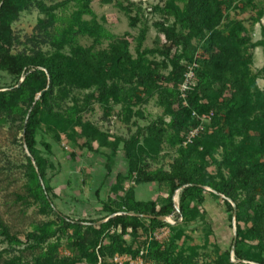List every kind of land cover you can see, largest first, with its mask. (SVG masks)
Listing matches in <instances>:
<instances>
[{
    "label": "trees",
    "instance_id": "1",
    "mask_svg": "<svg viewBox=\"0 0 264 264\" xmlns=\"http://www.w3.org/2000/svg\"><path fill=\"white\" fill-rule=\"evenodd\" d=\"M52 1L0 0V71L15 79L13 86L0 89V123L18 120L19 129H25L21 141L34 159L24 157L25 188L32 200L27 204L55 215L60 227L32 231L22 239L10 234L0 219L1 242L8 245L0 251V264H28L26 252L33 255L29 264H129L115 261L117 256L140 258L144 263L196 264L199 250L196 245L177 248L176 242L184 235L183 227L171 226L158 218L175 214L180 218L179 224L204 223L207 197L219 202L230 223L233 207L229 201L236 208L235 248L232 250L231 245L221 250L215 246V255L209 264H264V127L262 137L250 135V130L264 126V92L257 90L251 77L248 53L260 47L264 55V27L261 38L251 42L244 21H232L227 16L243 1L246 8L251 6L252 0H169L162 11L164 22L155 23L166 43L154 48L143 47L149 30L144 22L136 37L128 32L108 36L105 49L95 48L101 37L97 25L94 23L89 29L80 23L81 16L90 14L85 9L93 0ZM186 1L198 3L202 13L181 10L179 4L184 5ZM112 2L100 0L103 5ZM71 3L78 8L77 14L71 15V23L74 21L79 27L72 29L66 38H58L52 14ZM31 8L47 19L38 21L33 33L25 37V43H20L12 25L21 13ZM140 10L137 8L138 12ZM263 16L260 9L253 21L258 22ZM169 20L171 24L167 27L165 22ZM222 20L224 25L219 30L217 27ZM137 21L135 16L132 22ZM225 32H228L227 37L223 36ZM78 34L88 35L93 44L88 48L71 46L65 53V43H70L72 36ZM193 40L197 44L194 45ZM18 46L23 49L18 50ZM173 48H180V52L167 63L166 58ZM199 48L208 57L196 56ZM186 63L196 64L194 85L186 91L185 98H181L179 88L188 71ZM20 79L22 82L16 87ZM153 96L157 97L162 115L146 127H138L127 140L108 142L107 136L83 117L94 105L102 108L103 118H107L112 106H119V116L128 125L134 117L142 118V113H133L134 109L147 104ZM201 116L208 117L203 130L183 146L181 133L201 124L197 119ZM165 117L169 122H165ZM43 129L57 143L64 136L90 152H98L91 146L95 142L98 147L109 148L106 175L110 173L109 165L118 146H122L127 172L116 175V195L108 197L101 206L105 222L91 221L82 226L56 212L52 190L44 180L46 162L34 155L36 135ZM80 140H83L81 144ZM164 144L176 155L167 170L163 167L152 170L151 164L158 161ZM43 146L50 151L49 145ZM126 181H133V186L123 188ZM151 183L168 186L167 197L160 205L136 199L137 186ZM180 189V213L177 214L173 196ZM204 224L207 243L212 232L208 224ZM161 228H169L171 234L167 242L159 244L150 237ZM58 232L67 239L74 257L58 256ZM125 235L130 237L129 242L123 239ZM53 238L56 242L48 243ZM3 255H6L4 259Z\"/></svg>",
    "mask_w": 264,
    "mask_h": 264
},
{
    "label": "rangeland",
    "instance_id": "2",
    "mask_svg": "<svg viewBox=\"0 0 264 264\" xmlns=\"http://www.w3.org/2000/svg\"><path fill=\"white\" fill-rule=\"evenodd\" d=\"M62 1L65 0H53L52 3ZM168 3L169 0H113L112 4L103 5L100 3V0H93L87 9H85L90 14L81 16L80 23L89 26V29H92L94 23L97 25V28L101 32V37L97 39L98 42L95 48L105 49L109 43L108 36H121L128 32L136 37L139 34V29L145 22L149 30L146 34L143 47L154 48L166 43L164 35L155 27V23L164 22L165 19L162 11ZM47 5H50V3ZM179 7L181 10L192 9L193 11L199 10L201 12L199 4L193 3L192 1H186L184 5L179 4ZM243 7L245 9L241 12L240 9ZM137 8L141 10L138 12ZM235 8L236 10L233 9L227 16L232 21H244V29L251 42L259 40L261 38V28L264 27V16L258 22H254L253 19L258 10L261 9L264 12V0H252V5L247 8L243 1ZM77 9V5L71 3L67 7L58 9L52 14L54 31L57 32L58 38L64 39L71 33L72 29H78L79 26L77 24L74 25V21L73 24L71 23V15L77 14ZM123 9H129L128 11L130 12H125ZM152 9H155V12L148 13ZM135 16L138 21L133 23L132 19ZM45 19H47V16L39 13L35 8L21 13L18 20L12 25L13 32L19 38L20 43H25V37L33 33V29L38 21ZM221 22L222 24L217 27L219 30L224 25L223 20ZM131 23H133V26H131ZM170 24L171 20L165 22V26L167 27ZM227 34L228 32H225L223 36L227 37ZM192 43L195 45L197 41L193 40ZM92 44L93 39L91 37L86 34H78L72 36L70 43H65L63 51L68 53L71 46L80 45L88 48ZM167 45L169 48L172 47L171 43ZM47 48L44 47V49ZM17 49L22 50L23 47L18 46ZM130 50L133 53V45L130 47ZM179 52L180 48H173L169 57L166 58V62L170 63ZM248 53L250 54L249 67L251 77L254 79L257 90L264 92V55L262 49L256 47L253 50H249ZM201 55L208 57L199 48L196 56L199 57ZM156 59L159 61L163 60L161 57H156ZM186 66H191V64L186 63ZM168 71L164 73L167 74ZM14 84V78L0 71V89L11 87ZM192 84L194 85V82ZM110 110L107 118H103L104 111L102 108L94 105L91 112L83 115L84 119L89 120L97 130L107 136L108 142L110 143L118 139L120 141L130 139L138 127H146L154 119L160 117L163 112L162 108L157 104L156 96H153L147 104H141L134 109L133 113L137 111V114L142 113V118L138 116V119H135L136 117H134L132 123L128 125H125L119 116L121 112L119 106H112ZM165 122H169V118L165 117ZM263 127L260 125L258 129L250 130V135L262 137L261 131ZM186 131L182 132L181 135L183 136ZM21 137H23V134L19 129L18 120L15 123L11 121L0 123V219L8 227L10 234H17L24 239L23 237L27 233L37 230H54L60 227V223L55 215L46 214L37 205L27 204V202L32 201L25 188L26 177L24 176L23 168L25 163L24 157H28V153L23 146ZM36 142L37 145L34 155L36 158L46 162L44 180L52 190L53 205L56 212L72 221H78L82 226L89 225L91 221L105 222L107 219L104 218L101 206L107 201L108 197L111 196L114 198L116 195L114 193L117 189L116 175H126L127 172V160L124 158L122 146H118L117 153L112 157L111 164L109 165L111 169L110 173L106 175L105 166L111 154L109 148L98 147L95 142L91 146L95 150L97 149L98 152H90L85 148L81 149L77 145L75 146L64 136H62L60 143H57L50 135L46 134L44 129L38 131ZM78 142L81 144L83 140ZM45 144L50 146L49 152L44 148L43 145ZM140 144H143L142 140ZM71 155H74L75 158H70ZM175 155L174 150L169 149L164 144L158 161H154L151 164L152 170L159 167L167 170ZM38 177L40 184L44 187L43 181L40 179V176ZM130 186H133V181L123 183V188L125 189H128ZM206 190L209 191L210 189L207 188ZM180 193L181 189L176 191L173 196V200H176L177 203ZM167 194L168 186L165 184H141L136 188L137 200L144 202L153 201L158 205L167 197ZM19 197H23V199H19ZM204 208L206 209V222L204 223L208 224L212 232V236L209 237L207 243L205 242L206 226H203L205 225L204 223L197 221L184 225L179 224L180 218H177L175 214L165 217L167 220L166 223L169 225L176 226L178 224L179 227H183L185 236L183 235L176 242L177 248H186L194 245L199 248L196 264H209L215 255L214 247L217 246L219 249L225 250L232 245L233 239V222L231 221L230 223L228 221L227 214L219 202L212 201L207 197ZM161 232V230L152 232L150 238L159 244L167 242L171 234L169 228L164 229L163 232H166L165 236L160 235ZM66 234L69 235L70 232ZM57 236L60 237L58 256L63 259L74 257L75 253L68 249L65 236L61 235L60 232L57 233ZM184 237H189V240H185ZM123 239L128 242L131 240L128 235H125ZM1 241L0 238V251L8 247L6 243H2ZM51 242H56V238L51 239L48 243ZM231 253V257H233V251ZM3 256L4 259L6 255ZM32 256L29 252L25 253L26 263L29 264L32 261Z\"/></svg>",
    "mask_w": 264,
    "mask_h": 264
},
{
    "label": "built area",
    "instance_id": "3",
    "mask_svg": "<svg viewBox=\"0 0 264 264\" xmlns=\"http://www.w3.org/2000/svg\"><path fill=\"white\" fill-rule=\"evenodd\" d=\"M196 67L195 63H192L191 66L187 67V72L184 75V81L182 82V84L180 85V92H181V98H185L186 96V91L189 90L193 77H194V68ZM185 104V102H184ZM197 119L200 120L201 124H199L197 127L194 128H190L186 131V133L184 134V140L182 145L185 146L189 143L192 142V140L198 135L199 132H201L203 129V123H207L208 117L206 116H201V117H197ZM164 229L166 228H161L159 230H161L162 232L160 233V235L165 236L166 232H163ZM158 232V231H157ZM156 232V233H157ZM156 237V236H155ZM115 261H122V262H127L129 264H154L152 262H147L144 263L142 261V259L140 258H136V259H132L129 256H121V257H115L114 259Z\"/></svg>",
    "mask_w": 264,
    "mask_h": 264
},
{
    "label": "water",
    "instance_id": "4",
    "mask_svg": "<svg viewBox=\"0 0 264 264\" xmlns=\"http://www.w3.org/2000/svg\"><path fill=\"white\" fill-rule=\"evenodd\" d=\"M22 82V80H20L19 82H18V84H17V86L16 87H18L19 86V84ZM39 96V95H38ZM38 96H37V98H38ZM24 132H25V129L23 128V130H22V134H23V137H24ZM23 146H24V148L26 149V145H25V143H24V141H23ZM26 151H27V149H26ZM27 153H28V157L33 161V158L29 155V152L27 151ZM174 201V209H175V212L177 213V214H179L180 212H179V208H178V203L176 202V200H173ZM230 203H231V205H232V207H233V214H232V222H233V239H232V247H231V249L233 250L234 249V247H235V243H236V228H235V213H236V208H235V206H234V204L231 202V201H229ZM130 215H133L132 213H130ZM112 217V216H111ZM160 221H163V222H167V220H166V218L165 217H159L158 218ZM102 222H98V224H101Z\"/></svg>",
    "mask_w": 264,
    "mask_h": 264
},
{
    "label": "crops",
    "instance_id": "5",
    "mask_svg": "<svg viewBox=\"0 0 264 264\" xmlns=\"http://www.w3.org/2000/svg\"><path fill=\"white\" fill-rule=\"evenodd\" d=\"M139 188V187H138ZM210 191V190H209Z\"/></svg>",
    "mask_w": 264,
    "mask_h": 264
}]
</instances>
